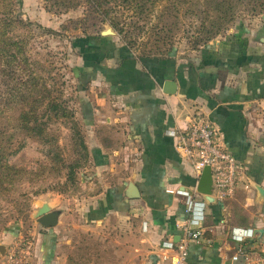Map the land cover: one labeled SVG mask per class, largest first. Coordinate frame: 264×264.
<instances>
[{"label":"crops","instance_id":"crops-1","mask_svg":"<svg viewBox=\"0 0 264 264\" xmlns=\"http://www.w3.org/2000/svg\"><path fill=\"white\" fill-rule=\"evenodd\" d=\"M113 42L94 36L78 74L90 80L82 109L99 187L87 216L102 224L112 214L130 220V230L141 231L136 264H173L162 245L183 237L180 224L190 215L177 190H192L195 177L170 131L204 113L221 128L251 181L264 188V18L200 48L164 55H140ZM167 82L175 83V93L166 92L173 88ZM234 227L253 228L255 237L238 243ZM57 233H40L38 264H58ZM240 245L251 252L252 264H264V196L255 186L210 203L188 264H245L232 259Z\"/></svg>","mask_w":264,"mask_h":264},{"label":"rangeland","instance_id":"rangeland-1","mask_svg":"<svg viewBox=\"0 0 264 264\" xmlns=\"http://www.w3.org/2000/svg\"><path fill=\"white\" fill-rule=\"evenodd\" d=\"M142 4L138 0L131 7H116V27L94 16L85 18L84 6L58 12L49 10L45 0H14L24 23L8 31L21 50L19 58L27 62L19 81L0 74V264L13 245L28 239L34 242L32 264L39 263L40 233L50 229L38 220L43 204L61 211L53 227L58 230V264H136L139 260L135 249L141 231H131L130 220L112 214L102 224L90 222L87 216L99 187L88 143L91 128L82 109L83 91L90 80L78 74L94 36L122 43L140 55H164L177 48H200L237 26L253 27L264 18V0ZM37 81L34 89L32 83ZM55 96L61 97L66 113L61 111V116L43 125L45 105L38 101L46 104ZM28 104L36 105L45 131L29 134L21 128L20 115Z\"/></svg>","mask_w":264,"mask_h":264},{"label":"built area","instance_id":"built-area-1","mask_svg":"<svg viewBox=\"0 0 264 264\" xmlns=\"http://www.w3.org/2000/svg\"><path fill=\"white\" fill-rule=\"evenodd\" d=\"M175 138L177 151L187 159L193 169L195 184L192 190L179 189L184 197L186 210L190 217L180 224L183 237L179 242L167 241L162 247L172 257L173 264H188L191 242H200L206 228V218L210 202L205 194L198 191V183L205 167L212 171L214 192L217 203H224L235 196L239 187L246 190L253 188L246 165L241 162L226 146L221 128L204 113L197 112L189 119L185 128L170 131ZM253 228L234 227L232 238L243 243L255 237ZM32 240H22V244L13 245L4 255L2 264H32ZM251 252L240 245L232 256L234 261L243 259L245 264H252Z\"/></svg>","mask_w":264,"mask_h":264},{"label":"trees","instance_id":"trees-1","mask_svg":"<svg viewBox=\"0 0 264 264\" xmlns=\"http://www.w3.org/2000/svg\"><path fill=\"white\" fill-rule=\"evenodd\" d=\"M138 0H45L46 6L49 10H56L58 12L68 11L70 9L79 8L84 6L86 8L85 18L97 17L100 21H110L113 26L117 27L116 7L119 9L120 5L131 7V2ZM144 6L148 4H156L160 0H139ZM174 6V5H173ZM14 0H0V74L6 75L11 81H19V78H23V73L26 71V60L19 58L21 50L18 49V43L15 41V37L11 36L8 29L14 24L24 23L23 19H20L15 11ZM84 18V20H85ZM209 42V41H208ZM206 42V43H208ZM205 44V43H204ZM146 55V54H144ZM152 55V54H147ZM7 62V64H6ZM28 82V80H26ZM39 81L33 82L34 89H38ZM32 89V91L34 90ZM40 90H47L46 88H39ZM28 96V100L31 98ZM37 98L34 97V101ZM53 99V100H52ZM48 103L45 104L44 100L38 102L45 105L46 125L52 117L61 116V111L66 113V107L61 104V97L55 96ZM31 101V100H30ZM21 128L29 134H38L45 131L42 125L39 123V115L37 107L34 104H28L20 115ZM48 264V263H47Z\"/></svg>","mask_w":264,"mask_h":264},{"label":"water","instance_id":"water-1","mask_svg":"<svg viewBox=\"0 0 264 264\" xmlns=\"http://www.w3.org/2000/svg\"><path fill=\"white\" fill-rule=\"evenodd\" d=\"M165 86H171L173 88L165 89L166 92L169 94L175 93V83L174 82H167ZM252 182V181H251ZM253 187L255 186L260 195L264 196V188L252 182ZM131 189H134L135 191H138V188L136 185L132 184L130 185ZM198 191L205 194L206 199L210 203H215L216 200L214 196L212 195L214 192V185H213V178H212V171L211 167L207 166L204 168L202 175L200 177L198 187ZM139 192V191H138ZM136 195V194H133ZM61 211L60 210H52L49 204H43L38 211V220L45 228H53L55 227L59 222Z\"/></svg>","mask_w":264,"mask_h":264}]
</instances>
